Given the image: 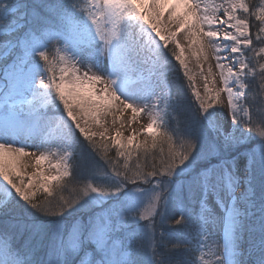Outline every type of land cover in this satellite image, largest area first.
Returning <instances> with one entry per match:
<instances>
[{
  "label": "snow or ice",
  "instance_id": "obj_1",
  "mask_svg": "<svg viewBox=\"0 0 264 264\" xmlns=\"http://www.w3.org/2000/svg\"><path fill=\"white\" fill-rule=\"evenodd\" d=\"M186 46L221 87L199 63L201 94ZM173 71L190 117L170 126ZM258 93L264 0H0V264H264ZM114 109L150 122L110 136Z\"/></svg>",
  "mask_w": 264,
  "mask_h": 264
},
{
  "label": "bare ground",
  "instance_id": "obj_2",
  "mask_svg": "<svg viewBox=\"0 0 264 264\" xmlns=\"http://www.w3.org/2000/svg\"><path fill=\"white\" fill-rule=\"evenodd\" d=\"M165 18H167V13L165 14ZM180 40L183 44L187 45V41L184 40L183 38V35L180 36ZM186 55L188 58L191 59L193 65L195 66V68H197V70L199 69V63H203L205 65V74H207V68L208 67V64L210 63L212 65V70L214 73H217V80L221 81L220 80V77L218 75V69L216 67V61L214 59V56L211 52V50L209 49V60L208 61H200L198 62L196 60V58L194 56L191 55V49L187 48L186 46ZM145 75L147 76V71H145ZM198 80L201 82V83H204L205 84V81L203 80V77L201 75H198ZM153 83H155V81H153ZM97 87H100L99 85H97ZM159 94V92H158ZM142 106V105H141ZM115 112V118L117 120L116 122V126L118 125L117 123H121L120 122V118H121V112L120 110H116L114 109L113 110ZM148 118V122H150V118L147 114V111H145L144 113H140V112H137L135 114V123H133V112L131 109L127 110V111H124L123 112V126L121 127V124H119V128L120 130L122 131H125L128 129V127H130L131 131H133V129L135 130H138V129H141V128H145V127H140V125H142V118ZM107 127L108 128H111L112 126H115L112 124V120H113V115L109 114L107 117ZM118 127V126H117ZM93 131H97V132H100V131H103V128L100 127V126H94ZM29 144H38L39 141H29L28 142ZM21 145L20 144H16L15 147H20ZM57 149H56V146L55 145H52L51 148H38V147H28L26 149V151H28L29 153H33L34 155L33 156H25V157H22V160L24 163L27 164V168L25 170L29 171L30 173L35 171V168H36V165H35V156L36 155H39L41 152H47V151H52V152H55ZM59 157L57 156H51L50 157V160L49 161H45V162H42L41 164V167L48 170V174H54L55 173V169L54 168H51V165L55 164L57 159Z\"/></svg>",
  "mask_w": 264,
  "mask_h": 264
},
{
  "label": "rangeland",
  "instance_id": "obj_3",
  "mask_svg": "<svg viewBox=\"0 0 264 264\" xmlns=\"http://www.w3.org/2000/svg\"><path fill=\"white\" fill-rule=\"evenodd\" d=\"M254 2L258 5L259 4V0H254ZM182 43V42H181ZM183 44V43H182ZM185 52H186V48H185ZM185 55H186V53H185ZM188 55V54H187ZM187 55H186V57H187ZM188 58V57H187ZM187 62H188V64H189V68H190V75H192L193 77H194V83H195V85H196V88L201 92V94L203 95V94H205V87H204V83H201L199 80H198V75H200V69H198L197 70V68H195V66L193 65V63H192V61H191V59L190 58H188L187 59ZM207 68V67H206ZM204 69H205V65H204ZM84 70H86V69H84ZM210 86H212V85H210ZM222 86V83H221V81H219V80H217L216 79V84L214 85V87H221ZM260 96H264V93H258V99H257V103H256V109H259V110H261V111H264V103H262L261 101H260V99H259V97ZM224 97H222V99H223ZM172 113H173V111H172ZM174 114V113H173ZM173 114H172V116H173ZM189 116H190V114H189ZM148 118H142V125H140V127H147V125H148ZM118 125V127L115 125V126H112L111 128H108L109 129V132H108V135H114L115 134V131H116V129L117 128H119V124H121V123H117ZM124 124V123H123ZM140 130L141 129H138V130H136L137 132H140ZM121 132L123 133V136L124 137H127V136H129V135H131V133H132V131H131V129H130V127H128V129L127 130H125V131H122L121 130ZM115 155H116V153L114 152V155L113 156H111L110 155V153H109V156L110 157H115ZM77 162H79L81 165H86V166H88V167H90L91 166V164L93 163V161H92V158L89 156V154L88 153H84L83 154V156L81 157V156H78L77 157ZM142 163H143V161H141ZM121 163H123V161L121 160ZM27 173H29L30 174V172L29 171H27V170H25ZM81 172H82V175H84V176H87V171L85 170V169H81ZM47 174H48V172H47ZM80 186H82L81 185V183L80 182H78V181H75V180H69L68 181V189L69 190H67V191H64L63 193H59V192H57V193H54V195L58 198L60 195H63L64 197H69V196H71V195H73L74 193H72L71 191H70V189H72V188H79ZM55 202V201H54ZM157 221H159V218H157ZM157 221H156V225H157Z\"/></svg>",
  "mask_w": 264,
  "mask_h": 264
},
{
  "label": "trees",
  "instance_id": "obj_4",
  "mask_svg": "<svg viewBox=\"0 0 264 264\" xmlns=\"http://www.w3.org/2000/svg\"><path fill=\"white\" fill-rule=\"evenodd\" d=\"M254 2V0H253ZM255 30V29H254ZM171 86V94L174 98L179 100V103L175 106L173 111V116L170 118V126H174L177 122H187L189 119V111H188V94L182 89L178 88L179 84V75L174 71L170 73L168 77ZM256 106L254 108L256 109ZM255 118V111H254ZM115 150L110 151V155H114ZM171 226L170 221L165 222L163 226L160 225V221H157V239H159V232L162 230L167 232L169 227ZM167 243V240L164 241Z\"/></svg>",
  "mask_w": 264,
  "mask_h": 264
}]
</instances>
